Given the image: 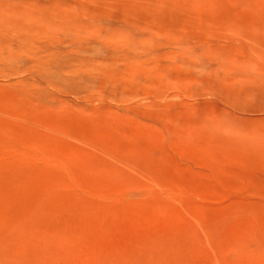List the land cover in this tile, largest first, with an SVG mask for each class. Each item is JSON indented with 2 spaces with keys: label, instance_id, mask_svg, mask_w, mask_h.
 Instances as JSON below:
<instances>
[{
  "label": "rangeland",
  "instance_id": "rangeland-1",
  "mask_svg": "<svg viewBox=\"0 0 264 264\" xmlns=\"http://www.w3.org/2000/svg\"><path fill=\"white\" fill-rule=\"evenodd\" d=\"M0 264H264V0H0Z\"/></svg>",
  "mask_w": 264,
  "mask_h": 264
}]
</instances>
